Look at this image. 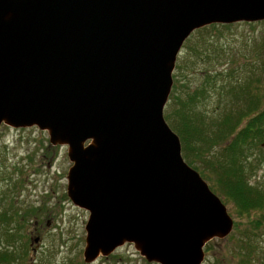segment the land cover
Segmentation results:
<instances>
[{
    "label": "water",
    "instance_id": "95a60500",
    "mask_svg": "<svg viewBox=\"0 0 264 264\" xmlns=\"http://www.w3.org/2000/svg\"><path fill=\"white\" fill-rule=\"evenodd\" d=\"M262 21L264 0H0V129L68 147L86 263L133 244L149 263L204 264L233 233L164 111L193 33Z\"/></svg>",
    "mask_w": 264,
    "mask_h": 264
},
{
    "label": "rangeland",
    "instance_id": "374dc122",
    "mask_svg": "<svg viewBox=\"0 0 264 264\" xmlns=\"http://www.w3.org/2000/svg\"><path fill=\"white\" fill-rule=\"evenodd\" d=\"M176 80L178 101L173 100V87L164 113L179 137L174 129L178 122L166 116L170 110L182 109L180 103L189 96L198 97L191 110L204 116L205 127H214V120L227 112L243 109L250 100L248 91L262 97L264 105V21L217 24L196 31L178 57L174 85ZM214 145L207 147L210 155L206 160L217 159L222 148ZM253 162L248 179L252 185H264V162L258 159ZM188 164L221 199L235 224L241 225L226 239L209 243L204 264H240L235 253L246 245L242 243L246 237L238 240V236L251 230L249 219L238 216L235 207L218 192L213 176L208 178L211 173L204 162ZM72 166L68 147L52 145L48 132L37 127H1L0 251L6 248L16 251L12 264H88L84 252L89 213L75 206L67 193ZM9 234H14L16 240L9 243ZM255 235L258 250L253 264H264V226ZM90 264L156 263H149L133 244H126L109 257L101 256Z\"/></svg>",
    "mask_w": 264,
    "mask_h": 264
},
{
    "label": "trees",
    "instance_id": "16d2710c",
    "mask_svg": "<svg viewBox=\"0 0 264 264\" xmlns=\"http://www.w3.org/2000/svg\"><path fill=\"white\" fill-rule=\"evenodd\" d=\"M248 93L250 100L244 108L227 112L220 119H215L214 127H205L204 116L192 112V106L197 103L196 96H189L185 102L180 103L182 109L170 110L166 116L179 124L174 129L180 135L185 160L191 165L198 161L204 162L211 173L208 178L213 176L212 181L218 185V192L235 207L238 216L249 219L251 230L238 236V240L246 237L242 239L246 245L235 253L241 260L240 264L254 263L258 250L256 230L264 226V185H252L248 179L249 166L254 164L253 160L264 162V105L262 97L252 95L250 91ZM172 97L177 103V80ZM211 144L221 146L222 149L217 159L206 160L210 155L207 147ZM209 160L212 162L208 163ZM4 219L9 221L7 216ZM239 226L235 224V230ZM8 236L9 243L11 239L16 240L14 234ZM16 257L15 250L3 249L0 251V264H12Z\"/></svg>",
    "mask_w": 264,
    "mask_h": 264
}]
</instances>
